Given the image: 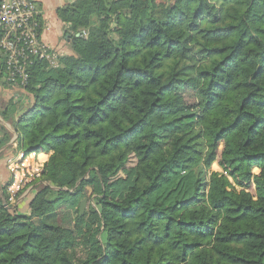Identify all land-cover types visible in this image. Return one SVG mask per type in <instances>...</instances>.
I'll list each match as a JSON object with an SVG mask.
<instances>
[{
    "label": "trees",
    "instance_id": "16d2710c",
    "mask_svg": "<svg viewBox=\"0 0 264 264\" xmlns=\"http://www.w3.org/2000/svg\"><path fill=\"white\" fill-rule=\"evenodd\" d=\"M57 16L73 55L35 65L29 102L1 115L9 156L44 159L27 212L1 187L0 264H264V0H75Z\"/></svg>",
    "mask_w": 264,
    "mask_h": 264
},
{
    "label": "built area",
    "instance_id": "2783aa9c",
    "mask_svg": "<svg viewBox=\"0 0 264 264\" xmlns=\"http://www.w3.org/2000/svg\"><path fill=\"white\" fill-rule=\"evenodd\" d=\"M41 11L34 0H0V79L9 87L26 93L30 70L44 63L58 69L61 51L41 38ZM81 36V35H79ZM14 102L17 96H12ZM12 182L7 187L12 197L30 180L35 169L21 151L6 159ZM35 171V172H34Z\"/></svg>",
    "mask_w": 264,
    "mask_h": 264
},
{
    "label": "crops",
    "instance_id": "0c3cea01",
    "mask_svg": "<svg viewBox=\"0 0 264 264\" xmlns=\"http://www.w3.org/2000/svg\"><path fill=\"white\" fill-rule=\"evenodd\" d=\"M40 11H41V38L46 43L52 45L56 49H63L61 40L65 37V31L67 26L59 21L57 12L59 9L63 8L68 4H72L75 0H34ZM69 35V34H66ZM1 69V68H0ZM12 96H17L18 100L14 102ZM29 102V96L27 93H23L13 89L12 87L7 86L0 79V137L3 136L2 128H4L10 134L9 141L0 149V153H5L2 158H0V188L5 184L7 174L5 170V165L3 163V158H7L11 153L9 147L14 146L15 140L17 138L16 133L13 130V126L9 121L11 118L15 119L21 109ZM9 104L15 105V107L10 106ZM2 114H5V120L1 117ZM24 199V198H23ZM26 211L23 212H27Z\"/></svg>",
    "mask_w": 264,
    "mask_h": 264
},
{
    "label": "rangeland",
    "instance_id": "374dc122",
    "mask_svg": "<svg viewBox=\"0 0 264 264\" xmlns=\"http://www.w3.org/2000/svg\"><path fill=\"white\" fill-rule=\"evenodd\" d=\"M70 35V34H69ZM79 36V35H78ZM79 37H82V38H86L87 37V33L86 32H82V35L81 36H79ZM61 42H62V45H63V49H60L59 51H61V53H62V55H73V53H72V45H71V42H72V40L70 39V38H68L67 39V41H65V37H63V39L61 40ZM15 149H16V151H18L17 150V148H16V146H15V144H14V146H13ZM5 155V153H0V158H2V156H4ZM6 157L5 158H3L2 160H3V163H4V165H5V170H6V174H7V178H6V182L8 181H10V183L12 182V175H11V173L8 171V169H7V164H6ZM43 156H40L39 157V159L35 162V161H32L31 159H30V162H31V166L35 169V171H36V173L38 172V170H39V165L42 163V161H43ZM135 164H136V160H135V158H134V156L133 155H129L128 156V160L126 161V163H125V168H130V167H133V166H135ZM34 171V172H35ZM33 175H35V173L33 174ZM123 174L120 172L119 174H118V176H122ZM33 181L34 180H30V182L28 183V184H26L25 186H23L18 192H17V194H16V196L15 197H12L11 196V194L8 192V190H7V193H8V196H9V200H10V203L12 204V205H14L18 210H20V211H26L27 209H28V202H29V200L28 199H26V200H23V198L25 199L26 198V196L29 194V192L32 190V186L30 185L31 183H33ZM5 182V183H6ZM4 185V184H3ZM2 187V186H1ZM1 189V188H0ZM85 194H84V198H82L81 200H80V202L83 200V199H86V204H85V209H84V212L87 210V208H88V204L90 203H92L93 202V198L94 197H92L91 196V189L90 188H86L85 189ZM3 191L1 190V192H0V196H3ZM80 202L78 201V203L80 204ZM78 207H79V205H78ZM60 216L62 215V213L63 212H67V210L65 209V208H61L60 209ZM83 212V213H84ZM55 219V218H54ZM53 218H51V217H49V219H46V222H48L49 224L50 223H53V220H54Z\"/></svg>",
    "mask_w": 264,
    "mask_h": 264
},
{
    "label": "water",
    "instance_id": "95a60500",
    "mask_svg": "<svg viewBox=\"0 0 264 264\" xmlns=\"http://www.w3.org/2000/svg\"><path fill=\"white\" fill-rule=\"evenodd\" d=\"M70 38V35H65V41H67V39ZM1 192V189H0ZM1 195V194H0ZM2 197V196H1ZM85 204H86V199H83L80 204H79V214L80 216L83 215L84 209H85ZM5 205V204H4Z\"/></svg>",
    "mask_w": 264,
    "mask_h": 264
}]
</instances>
